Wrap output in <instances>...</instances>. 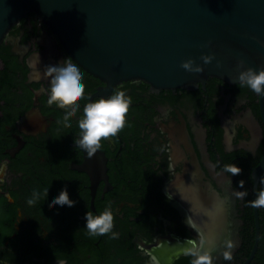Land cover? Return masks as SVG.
I'll return each mask as SVG.
<instances>
[{"label": "flooded vegetation", "instance_id": "af4514ba", "mask_svg": "<svg viewBox=\"0 0 264 264\" xmlns=\"http://www.w3.org/2000/svg\"><path fill=\"white\" fill-rule=\"evenodd\" d=\"M66 58L85 85L71 127L64 122L71 109L47 103L46 66ZM105 86L71 59L32 12L1 43L0 264H191L186 240L200 246L199 236L169 187L197 164L228 207L230 238L209 251L213 264H242L236 253L245 197L236 193L250 184L248 174L253 179L264 155V97L216 77L193 90L154 91L143 80H129L97 94ZM116 91L131 98L125 127L89 158L75 142L83 108ZM230 164L242 172H225ZM65 188L74 206L49 208ZM33 191L41 195L30 206ZM109 207L116 237L90 236L85 213L99 215ZM225 251L231 260L224 259Z\"/></svg>", "mask_w": 264, "mask_h": 264}, {"label": "water", "instance_id": "95a60500", "mask_svg": "<svg viewBox=\"0 0 264 264\" xmlns=\"http://www.w3.org/2000/svg\"><path fill=\"white\" fill-rule=\"evenodd\" d=\"M31 12L58 37L74 62L106 83L97 94L129 80H143L154 91L193 90L205 87L210 77L236 83L243 70L240 60L245 69L264 68V0H0V45ZM203 55L214 59L204 64ZM189 59L204 71L181 67ZM263 174L264 155L252 173L253 200ZM204 176L194 165L177 175L169 192L187 212L200 246L209 252L229 240V217L226 199ZM254 214L255 242L242 264L252 261L259 245V208ZM221 216L223 239L215 229Z\"/></svg>", "mask_w": 264, "mask_h": 264}, {"label": "clouds", "instance_id": "9594fccd", "mask_svg": "<svg viewBox=\"0 0 264 264\" xmlns=\"http://www.w3.org/2000/svg\"><path fill=\"white\" fill-rule=\"evenodd\" d=\"M201 59L204 64H209L214 59V55H203ZM244 63L243 60L239 61L238 67L243 70L239 72L236 84L241 87L247 86L258 96L264 97V68L259 71L253 68L245 69ZM181 67L192 73L204 71L203 65L196 64L192 59L183 61ZM46 71L51 77L47 103L49 106L56 104L61 109H71L64 116L65 126L71 127L70 117L76 115L79 108L78 101L84 98L85 85L82 82V73L77 65L67 58L56 65H47ZM130 105L131 98L126 96L124 91H116L108 97H100L88 102L83 108L82 118L78 121L80 136L75 139L76 147L86 150L89 158L93 157L102 147L103 140L116 137L125 127ZM224 171L235 176L239 175L242 169L236 164H230L224 166ZM260 184L264 185V176H261ZM239 188L244 189L243 180L239 182ZM48 193L49 190L46 189L43 195L48 197ZM247 194V190H243L237 192L236 196L243 199ZM40 195L38 191H33L32 197L27 200V203L30 206L34 205L39 200ZM74 204L75 201L70 198L69 192L65 188L51 201L49 208L56 205L72 207ZM249 206L264 208V188L257 190L256 199L250 201ZM85 220V227L90 236L112 233L113 238L116 237L117 234L112 232L114 215L110 207L99 215L86 212ZM186 244L190 247L186 249L185 254L193 257L191 264H213L211 253L198 246L195 240L187 239ZM227 247L231 249L234 245L228 243ZM223 256L225 260L232 259L229 251H225ZM58 264H64V262L58 261Z\"/></svg>", "mask_w": 264, "mask_h": 264}, {"label": "trees", "instance_id": "16d2710c", "mask_svg": "<svg viewBox=\"0 0 264 264\" xmlns=\"http://www.w3.org/2000/svg\"><path fill=\"white\" fill-rule=\"evenodd\" d=\"M250 184L245 188L247 195L245 196V203L243 208V225L241 230V244L237 251V261H244L250 255L255 242V214L254 208L249 206V202L253 200V179L250 174ZM264 176V174L262 175ZM264 188L259 182V189ZM260 218V237L259 245L255 256L253 257L250 264H264V208H259ZM191 262V260H189Z\"/></svg>", "mask_w": 264, "mask_h": 264}, {"label": "bare ground", "instance_id": "6f19581e", "mask_svg": "<svg viewBox=\"0 0 264 264\" xmlns=\"http://www.w3.org/2000/svg\"><path fill=\"white\" fill-rule=\"evenodd\" d=\"M222 220H223L222 217H220V218H219V222H220V223H219V224L217 223L218 225H215V226H216V228H215V229H216V235L219 236L220 239H223L222 237H223L224 232H225V231H224L225 229H223V226H222V222H223ZM219 229H220V230H219ZM220 231L222 232L221 236L219 235V232H220Z\"/></svg>", "mask_w": 264, "mask_h": 264}, {"label": "rangeland", "instance_id": "374dc122", "mask_svg": "<svg viewBox=\"0 0 264 264\" xmlns=\"http://www.w3.org/2000/svg\"><path fill=\"white\" fill-rule=\"evenodd\" d=\"M234 237V236H233ZM235 238H237V236L235 235ZM233 240H235L234 238H232Z\"/></svg>", "mask_w": 264, "mask_h": 264}]
</instances>
